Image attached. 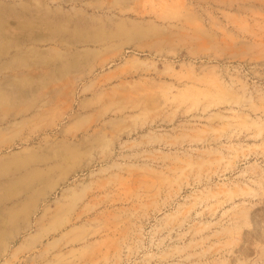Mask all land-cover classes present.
Wrapping results in <instances>:
<instances>
[{
	"label": "rangeland",
	"instance_id": "374dc122",
	"mask_svg": "<svg viewBox=\"0 0 264 264\" xmlns=\"http://www.w3.org/2000/svg\"><path fill=\"white\" fill-rule=\"evenodd\" d=\"M0 264H264V0H0Z\"/></svg>",
	"mask_w": 264,
	"mask_h": 264
},
{
	"label": "bare ground",
	"instance_id": "6f19581e",
	"mask_svg": "<svg viewBox=\"0 0 264 264\" xmlns=\"http://www.w3.org/2000/svg\"><path fill=\"white\" fill-rule=\"evenodd\" d=\"M30 191V190H29ZM11 192V191H10ZM13 192V191H12ZM21 197V196H20ZM12 200V199H11Z\"/></svg>",
	"mask_w": 264,
	"mask_h": 264
}]
</instances>
